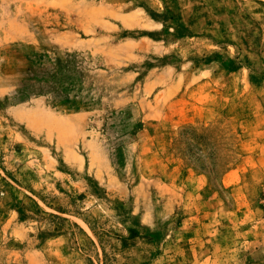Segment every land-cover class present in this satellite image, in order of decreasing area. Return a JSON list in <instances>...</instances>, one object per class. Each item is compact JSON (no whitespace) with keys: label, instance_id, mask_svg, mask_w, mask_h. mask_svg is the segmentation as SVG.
Masks as SVG:
<instances>
[{"label":"rangeland","instance_id":"rangeland-1","mask_svg":"<svg viewBox=\"0 0 264 264\" xmlns=\"http://www.w3.org/2000/svg\"><path fill=\"white\" fill-rule=\"evenodd\" d=\"M0 264H264V0H0Z\"/></svg>","mask_w":264,"mask_h":264}]
</instances>
